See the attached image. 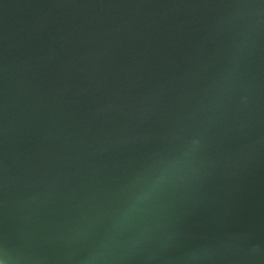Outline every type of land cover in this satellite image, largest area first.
Instances as JSON below:
<instances>
[{"label":"water","instance_id":"obj_1","mask_svg":"<svg viewBox=\"0 0 264 264\" xmlns=\"http://www.w3.org/2000/svg\"><path fill=\"white\" fill-rule=\"evenodd\" d=\"M0 264H264V0H0Z\"/></svg>","mask_w":264,"mask_h":264}]
</instances>
